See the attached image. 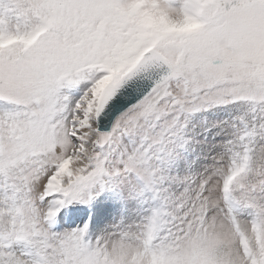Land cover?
Here are the masks:
<instances>
[{
  "label": "snow or ice",
  "instance_id": "1",
  "mask_svg": "<svg viewBox=\"0 0 264 264\" xmlns=\"http://www.w3.org/2000/svg\"><path fill=\"white\" fill-rule=\"evenodd\" d=\"M0 264H264V0H0Z\"/></svg>",
  "mask_w": 264,
  "mask_h": 264
},
{
  "label": "rangeland",
  "instance_id": "2",
  "mask_svg": "<svg viewBox=\"0 0 264 264\" xmlns=\"http://www.w3.org/2000/svg\"><path fill=\"white\" fill-rule=\"evenodd\" d=\"M205 115H207L209 119H213V117L211 116V114H210V113H208V114H205ZM199 119H201V117H200V116H197V117H195V118H194V122H195L196 120H199ZM209 135H211V133H209ZM73 226H74V225H73Z\"/></svg>",
  "mask_w": 264,
  "mask_h": 264
}]
</instances>
